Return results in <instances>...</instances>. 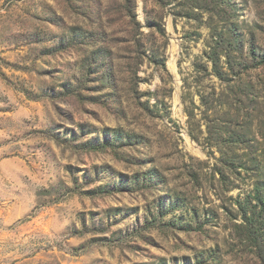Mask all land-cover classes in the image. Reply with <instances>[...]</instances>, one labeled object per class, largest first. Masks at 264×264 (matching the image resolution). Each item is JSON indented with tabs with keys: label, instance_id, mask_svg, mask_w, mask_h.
Returning <instances> with one entry per match:
<instances>
[{
	"label": "rangeland",
	"instance_id": "1",
	"mask_svg": "<svg viewBox=\"0 0 264 264\" xmlns=\"http://www.w3.org/2000/svg\"><path fill=\"white\" fill-rule=\"evenodd\" d=\"M0 264H264V0H0Z\"/></svg>",
	"mask_w": 264,
	"mask_h": 264
}]
</instances>
